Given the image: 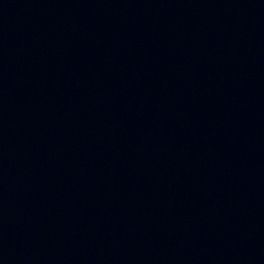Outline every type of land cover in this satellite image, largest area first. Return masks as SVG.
Here are the masks:
<instances>
[{"label":"water","instance_id":"water-1","mask_svg":"<svg viewBox=\"0 0 264 264\" xmlns=\"http://www.w3.org/2000/svg\"><path fill=\"white\" fill-rule=\"evenodd\" d=\"M0 264H264V0H0Z\"/></svg>","mask_w":264,"mask_h":264}]
</instances>
